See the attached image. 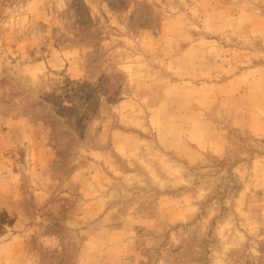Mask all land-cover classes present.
I'll list each match as a JSON object with an SVG mask.
<instances>
[{
    "label": "rangeland",
    "instance_id": "rangeland-1",
    "mask_svg": "<svg viewBox=\"0 0 264 264\" xmlns=\"http://www.w3.org/2000/svg\"><path fill=\"white\" fill-rule=\"evenodd\" d=\"M0 264H264V0H0Z\"/></svg>",
    "mask_w": 264,
    "mask_h": 264
}]
</instances>
